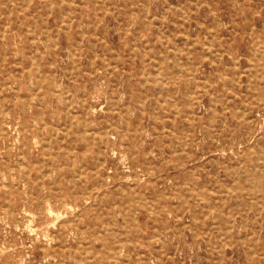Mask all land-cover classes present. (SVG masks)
I'll use <instances>...</instances> for the list:
<instances>
[{
    "label": "rangeland",
    "instance_id": "rangeland-1",
    "mask_svg": "<svg viewBox=\"0 0 264 264\" xmlns=\"http://www.w3.org/2000/svg\"><path fill=\"white\" fill-rule=\"evenodd\" d=\"M0 106V264H264V0H0Z\"/></svg>",
    "mask_w": 264,
    "mask_h": 264
},
{
    "label": "bare ground",
    "instance_id": "bare-ground-1",
    "mask_svg": "<svg viewBox=\"0 0 264 264\" xmlns=\"http://www.w3.org/2000/svg\"><path fill=\"white\" fill-rule=\"evenodd\" d=\"M49 4H50V3H49ZM12 5H13V4H12ZM70 8H71V7H70ZM67 13H68V12H67ZM69 15H71V14H69ZM71 16H72V15H71ZM63 17H64V16H63ZM64 18H65V17H64ZM190 45H191V44H190ZM208 45H209V44H208ZM172 48H173V47H172ZM207 49H208V48H207ZM171 50H172V49H171ZM183 52H185V51H183ZM183 52H182V53H183ZM185 53H186V52H185ZM143 54H144V53H143ZM175 54H176V53H175ZM135 55H136V54H135ZM74 57H75V55H74ZM104 57H105V56H104ZM75 58H76V57H75ZM172 61H173V60H172ZM259 64H261V63H259ZM195 69H196V68H195ZM84 92H85V91H84ZM191 96H192V95H191ZM88 97H89V96H88ZM66 102H67V101H66ZM39 104H41V103H39ZM0 107H1V106H0ZM112 109L114 110V107H113ZM21 110H22V109H21ZM5 112H6V110H5ZM7 113H8V112H7ZM0 114H1V113H0ZM155 114H157V113H155ZM6 115H7V114H6ZM64 115H65V114H64ZM110 115H111V114H110ZM42 116H43V115H42ZM76 116H77V115H76ZM76 116H75V117H76ZM225 116H226V115H225ZM249 116H250V115H249ZM56 117H57V116H56ZM73 117H74V116H72L71 118H73ZM41 118H42V117H41ZM225 118H226V117H225ZM153 119H154V115H153ZM71 120H72V119H71ZM20 121H21V120H20ZM64 121H65V120H64ZM116 121H118V120H116ZM21 122H22V121H21ZM1 123H2V122H1ZM64 124H65V123H64ZM62 125H63V124H62ZM116 125H117V124H116ZM68 126H70V125H68ZM163 126H165V125H163ZM9 127H10V126H9ZM27 128H28V127H27ZM55 128H56V127H55ZM57 128H58V127H57ZM47 129H48V128H47ZM61 129H62V128H61ZM63 129H64V128H63ZM66 129H67V128H66ZM66 129H65V130H66ZM110 129H111V128H110ZM45 130H46V129H45ZM57 130H58V129H57ZM92 131H93V130H92ZM124 131H125V130H124ZM27 133H28V132H27ZM17 134H18V133H17ZM65 134H67V133H65ZM21 135H22V133H21ZM91 135H92V134H91ZM36 136H37V135H36ZM17 137H18V136H17ZM61 138H63V135H62ZM92 138H94V137H92ZM55 140H56V139H55ZM60 141H61V139H60ZM94 142H96V141H94ZM13 143H14V142H13ZM37 143H38V142H37ZM35 144H36V142L34 143V145H35ZM113 144H114V143H113ZM118 144H119V143H118ZM19 145H20V144H19ZM259 145H260V144H259ZM45 146H46V145H45ZM47 146H49V145H47ZM114 146H115V145H114ZM182 146H183V145H182ZM252 146H253V144H252ZM260 146H261V145H260ZM43 147H44V146H42V148H43ZM24 148H25V147H24ZM135 148H137V147H135ZM182 148H183V147H182ZM31 149H32V148H31ZM119 149H120V148H119ZM184 149H185V148H184ZM253 150H255V148H254ZM20 152H21V151H20ZM49 152H50V151H49ZM113 152H114V151H113ZM124 152H125V151H124ZM242 152H243V151H242ZM18 153H19V152H18ZM71 153H72V152H71ZM110 153H111V151H110ZM145 153H146V152H145ZM20 154H21V153H20ZM113 155H114V154H113ZM124 155H125V154H124ZM124 155H123V156H124ZM21 156H23V155H21ZM71 156H72V155H71ZM49 157H50V156H49ZM49 157H48V158H49ZM121 157H122V156H121ZM121 157H120V158H121ZM16 158H17V157H16ZM125 158H126V157H125ZM40 160H42V159H40ZM49 160H50L51 162H53V160H52L51 157H50ZM49 160H48V161H49ZM125 160H126V159H125ZM257 160H259V159H257ZM16 161H17V160H16ZM50 161H49V162H50ZM126 161H127V160H126ZM260 161H262V160H260ZM57 162H58V161H57ZM71 162H72V161H71ZM23 163H24V162H23ZM47 164H48V163H47ZM71 164H72V163H71ZM71 164H70V165H71ZM4 165H5V164H4ZM19 165H20V164H19ZM242 165H243V164H242ZM25 166H26V165H25ZM61 166H62V164H61ZM68 166H69V165H68ZM38 169H39V168H38ZM80 169H81V167H80ZM250 170H251V169H250ZM258 170H259V169H257V171H258ZM17 171H18V170H17ZM28 171H29V170H28ZM82 171H83V170H82ZM35 172H36V171H35ZM78 172H79V171H78ZM84 172H85V171H84ZM16 173H17V172H16ZM26 173H27V171H26ZM83 175H85V174H83ZM245 175H246V174H245ZM245 175H244V176H245ZM4 176H5V175H4ZM4 176H3V177H4ZM79 176H80V175H79ZM79 176H78V177H79ZM74 177H76V176H74ZM84 178H85V177H84ZM3 179H6V177L3 178ZM245 179H246V177H245ZM24 181H25V179H24ZM22 183H23V182H22ZM255 185H256V184H255ZM3 186H4V184H3ZM6 186H7V185H6ZM94 186H95V185H94ZM71 187H72V186H71ZM73 189H74V188H73ZM7 190H8V189H7ZM55 190H56V189H55ZM87 190H88V189H87ZM60 191H61V190H60ZM21 192H22V191H21ZM61 192H62V191H61ZM71 192H72V191H71ZM83 192H84V191H83ZM83 192H82V193H83ZM72 193H73V192H72ZM28 195H29V194H28ZM58 195H59V194H58ZM86 195H87V194H86ZM56 196H57V195H56ZM62 197H63V196H62ZM71 198H72V197H71ZM142 198H144V197L142 196ZM12 199H13V198H12ZM14 199H15V198H14ZM46 199H47L46 202H48V201H49V200H48L49 198L47 197ZM6 200H7V199H6ZM15 200H16V199H15ZM62 202H63V201H62ZM62 202H61V203H62ZM15 203H16V202H15ZM29 203H30V201H29ZM37 203H38V202H37ZM64 203H65V202H64ZM72 203H73V202H72ZM72 203L70 202V204H72ZM87 203H88V202H87ZM42 204H43V203H42ZM42 204H41V205H42ZM45 204H46V203H45ZM5 205H6V204H5ZM22 205H24V204H22ZM59 205H60V204H59ZM67 206H68V204H67ZM67 206H65V207H67ZM69 206H70V205H69ZM69 206H68V207H69ZM8 207H9V206H8ZM40 207H41V206H40ZM47 207H48V206H47ZM10 208L12 209V207H10ZM10 208H8V209H10ZM63 208H64V206H63ZM6 209H7V208H6ZM26 209H27V208H26ZM45 209H46V208H45ZM47 209H48V208H47ZM61 209H62V207H61ZM61 209H60V210H61ZM133 209H134V207H133ZM54 210H55V209H54ZM66 210H67V209H66ZM68 210H69V209H68ZM72 210H73V209H72ZM81 210H82V209H81ZM83 210H84V209H83ZM17 211H18V210H17ZM42 211H43V210H42ZM42 211H41V212H42ZM7 212H8V213H11V212H9V211H7ZM27 212H28V211H27ZM46 212H47V211H46ZM48 212H49V211H48ZM48 212H47V213H48ZM53 212H54V211H53ZM137 212H138V211H137ZM151 212H153V211H151ZM51 213H52V211H51ZM51 213H50V214H51ZM58 213L60 214V212H58ZM58 213H57V216H59ZM65 213H66V212H65ZM70 213H72V212H70ZM133 213H134V212H133ZM18 214H19V213H18ZM50 214H49V215H50ZM54 214H55V212L53 213V215H54ZM51 215H52V214H51ZM51 215H50V216H51ZM42 216H43V214H42ZM61 216H63L62 213H61ZM73 216H74V215H73ZM54 217H55V216H54ZM57 218H60V216L57 217ZM81 218H82V217H81ZM122 218H123V216H122ZM52 220H53V219H52ZM20 221H21V220H20ZM23 221H24V220H23ZM24 222H25V221H24ZM55 222H56V221H55ZM61 222H62V221H61ZM67 223H68V221H67ZM52 224H54V223H52ZM24 225H25V224H24ZM136 225H137V224H136ZM75 226H76V225H75ZM75 226H74V227H75ZM27 228H28V227H27ZM76 228H77V227H76ZM32 229H33V228H32ZM42 230H43V228H42ZM155 231H157V230H155ZM33 232H34V231H33ZM45 232H46V230H45ZM42 233H43V232H42ZM49 233H50V232H49ZM64 233H66V232H64ZM64 233H63V234H64ZM44 235H45V234H44ZM46 236H47V235H46ZM46 236H45V237H46ZM79 236H80V235H79ZM68 237H69V236H68ZM68 237H67V238H68ZM63 238H64V237H63ZM50 239H51V238H50ZM50 239H49V241H50ZM55 239H56V238H55ZM160 239H161V237H160ZM59 240H60V239H59ZM88 241H89V240H88ZM85 244H86V243H85ZM40 247H41V246H40ZM45 249H46V248H45ZM122 252H123V251H122ZM126 252H128V251H126ZM84 253H85V252H84ZM136 255H137V254H136ZM72 259H73V258H72ZM23 260H24V259H23ZM101 261H102V260H101ZM23 264H24V263H23Z\"/></svg>",
    "mask_w": 264,
    "mask_h": 264
}]
</instances>
